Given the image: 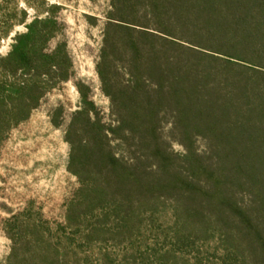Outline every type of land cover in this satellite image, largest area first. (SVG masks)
I'll return each mask as SVG.
<instances>
[{
    "label": "trees",
    "instance_id": "trees-1",
    "mask_svg": "<svg viewBox=\"0 0 264 264\" xmlns=\"http://www.w3.org/2000/svg\"><path fill=\"white\" fill-rule=\"evenodd\" d=\"M107 18L109 112L78 83L65 133L79 187L63 223L4 222L6 264H87L95 247L114 264L110 242L121 264H264V0H111ZM61 26L36 17L0 54V148L71 79L66 43L48 47Z\"/></svg>",
    "mask_w": 264,
    "mask_h": 264
},
{
    "label": "rangeland",
    "instance_id": "rangeland-1",
    "mask_svg": "<svg viewBox=\"0 0 264 264\" xmlns=\"http://www.w3.org/2000/svg\"><path fill=\"white\" fill-rule=\"evenodd\" d=\"M110 10L111 0H0V34L10 31L0 42L1 55L9 52L13 38L26 32L27 24L36 17H56L62 31L48 47L52 50L58 43H66L73 62L71 79L51 90L31 117L9 132L0 148V264H6L11 250L4 231L8 218L31 209L52 223H63L66 202L79 187L68 171L70 149L65 133L79 106L78 83L90 88L99 110L109 112L97 63ZM197 145L203 148L202 143ZM173 148L182 151L177 143ZM103 248L113 255L114 264H121V246L110 242ZM97 249L88 252L87 264H102Z\"/></svg>",
    "mask_w": 264,
    "mask_h": 264
}]
</instances>
